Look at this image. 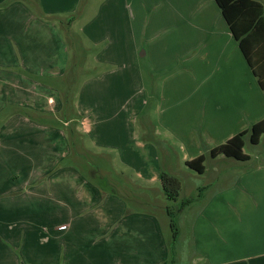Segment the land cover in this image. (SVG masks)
<instances>
[{
	"label": "crops",
	"instance_id": "crops-1",
	"mask_svg": "<svg viewBox=\"0 0 264 264\" xmlns=\"http://www.w3.org/2000/svg\"><path fill=\"white\" fill-rule=\"evenodd\" d=\"M70 37L80 52L84 39L97 49L74 126L59 120L63 83L48 82L72 66ZM177 67L146 112L145 73L157 84ZM246 116L264 119V92L216 0H0V264L174 263L172 207L159 215L130 197L171 201L161 174L177 176L176 149L185 165L204 155L205 175L199 131L227 142ZM248 156L210 154L236 171L217 166L215 182L197 188L203 206L172 212L190 218L202 263L264 264V158Z\"/></svg>",
	"mask_w": 264,
	"mask_h": 264
},
{
	"label": "rangeland",
	"instance_id": "rangeland-1",
	"mask_svg": "<svg viewBox=\"0 0 264 264\" xmlns=\"http://www.w3.org/2000/svg\"><path fill=\"white\" fill-rule=\"evenodd\" d=\"M8 2L10 3L12 1H8ZM8 2L6 5L9 4ZM25 2L33 6V2L35 3L36 1H25ZM262 3L264 4V1ZM85 5H86L85 9H87V11L89 9L92 10L94 7L93 5H89V4H85ZM87 14L88 13L85 14V17L87 16ZM85 22L86 21H81L79 25L81 26ZM73 41L74 40L71 38V45H70L71 58L69 59V62L72 61V66H70L71 64L70 62L68 63V67L64 69L63 75L61 76L53 75L51 79L48 78L49 83H54V84L63 83L62 85L65 90V93H64L65 99H63L65 110L62 114L63 117H60L59 120L63 121V120H66L65 118L72 117L71 120L73 121L70 123V126H74L78 123L77 118L74 117L76 114L77 105H78L77 99H78L79 92H80L83 82L87 81V79L94 73V69L92 67L93 65L92 58H93L94 52L95 53L97 52V49L94 47L95 49L93 50V48L90 46V44L87 42L86 39H84L85 45L89 47L86 53L85 51L80 52L79 49L73 44ZM72 46H74L73 48L75 49H73ZM74 50L77 51V55H75L76 53L73 52ZM60 68L61 67H58L55 70L58 72ZM181 70L182 69L180 67H177L175 70H170V71H166L163 73L161 72L159 73V75L155 74V76L157 77L156 80L158 81L157 84L155 83V80L152 78V76H149L147 73H145L144 77H145V83H146V91L148 94V98L150 100L149 106L145 108L146 112L154 111V106L158 104V97L161 93V90L166 88V86L164 85L165 80L171 75L177 74ZM29 114H31V112H29ZM252 118L253 116H250V117L246 116L244 118H239L237 119V121H235V125L236 126L239 125V127H241L242 130L243 128H246V130L248 129L250 131L251 127L253 126L251 123ZM39 120H44L47 123L49 121L52 123L54 119L44 117ZM180 120H182L180 126H184L185 125L184 121L186 120L185 117L181 118ZM158 122L160 123L161 119L157 117L154 119V123L157 124ZM198 136L202 140L201 142L202 147H203V150L206 152V156L208 158V162H207L208 173L205 175H200L188 169L184 161L182 160L183 151L181 152V150L179 151V149H176L177 155H175L174 160L171 162V166L175 174L179 176V178H181V180L183 181V192H181L182 194L179 197L181 199H178L177 202L168 201L167 202L168 204H167L165 201L161 199H157L156 197L150 198V201L147 204L148 207H146L145 205L134 203L133 199L130 197V202L134 208H137V209H142V208L147 209L148 208V210H151L159 215H162L167 205L172 207V209L175 211L183 210V207L186 206L184 205L186 202L185 200L190 201L193 199H195L197 202L195 204V207L199 208L200 206H203L206 199L205 197L203 199H199L197 188L202 187V186H208L215 182L213 170L217 169V166L218 168L222 166V169H224V171H228V173H232L236 171V168H237V164L235 162L236 160L230 159L229 160L230 162L228 160H225L224 162L221 163V165L220 164L218 165L217 163H215L213 160L210 159L211 158L210 154L207 153L208 151H211L214 147H216L218 144L225 143L226 141L223 142V141H219L221 139H217V142L215 141L209 142L205 138L202 130L199 131ZM245 141H246L245 152L251 156L253 162L256 161L257 156H262L264 158V137L261 141L260 146L254 145L251 143L250 134L246 136ZM83 167L85 170H88V168L85 165ZM104 169L112 173L110 168L106 167ZM116 169L118 170L119 167H116ZM231 182H232V179H228V183L230 184ZM103 184H106V183H103ZM201 192L205 194L206 190L204 189ZM168 210L169 212L171 211L173 212V210L171 209H168ZM193 210H196V209L193 208ZM176 214L177 215H174L172 218L171 213H170V217L172 218V221L174 222L175 228L171 227V220H168V218L165 224L166 225V235L168 239L170 240V242L174 244L173 246L175 249L174 251L175 256L173 259L175 261L172 264H205V263L200 262L197 259L198 256L195 253V246L192 241V234H191V228H190V218L188 219L186 214H182L181 216L178 215V212Z\"/></svg>",
	"mask_w": 264,
	"mask_h": 264
},
{
	"label": "trees",
	"instance_id": "trees-1",
	"mask_svg": "<svg viewBox=\"0 0 264 264\" xmlns=\"http://www.w3.org/2000/svg\"><path fill=\"white\" fill-rule=\"evenodd\" d=\"M230 31L237 41L253 75L264 92V4L257 0H216ZM250 134V141L258 145L264 135V119L253 124L251 130H245L227 142L213 148L211 157L224 156L239 161L249 160L245 154V138ZM75 134L72 133V136ZM75 144V143H73ZM206 158L201 155L187 161L186 166L198 174H204ZM161 183L166 198L176 201L183 190L181 179L167 171H162ZM190 201H186L188 205ZM173 218V213L171 212ZM173 228L174 222L172 221ZM174 244L170 242V249L175 253Z\"/></svg>",
	"mask_w": 264,
	"mask_h": 264
}]
</instances>
